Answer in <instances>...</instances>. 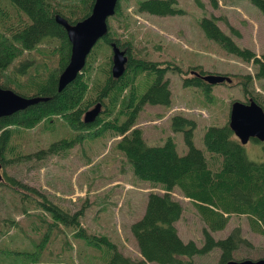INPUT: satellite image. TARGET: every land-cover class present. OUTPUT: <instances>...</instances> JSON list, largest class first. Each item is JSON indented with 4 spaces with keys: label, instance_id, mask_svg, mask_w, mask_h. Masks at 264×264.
<instances>
[{
    "label": "trees",
    "instance_id": "obj_1",
    "mask_svg": "<svg viewBox=\"0 0 264 264\" xmlns=\"http://www.w3.org/2000/svg\"><path fill=\"white\" fill-rule=\"evenodd\" d=\"M250 1L264 15V0ZM5 2L12 11L9 13L0 9V86L26 97L40 96L48 100L0 117L2 165L11 161L12 153L15 157L19 155L15 159L21 157L16 151L21 149L14 142L21 130L34 128L43 120L56 116L79 133L69 139L53 141L48 149H40L36 154L43 153L44 157L45 154H54V151L68 150L81 141L80 133H92L90 130L94 127L99 130L94 131L93 135L110 130L116 136H121L115 142V147L127 157L134 174L143 180L160 184L163 189L162 193H148L142 217L131 225V233L141 255L138 260L120 252L107 236L87 234L81 226L84 206L71 212L49 200L40 190L3 173L4 182L24 204L39 208L42 213L51 216L55 224L73 229L76 235L87 239L89 243L105 246L108 253L104 255L108 258L105 264H194V255L208 253L214 248L220 249L219 264H226L234 259L233 252L240 246H251L239 227L233 228L224 238L215 239L212 235L225 228L232 214L246 215L252 231L264 234V161L254 162L247 158L244 145L235 137L228 122L223 126H209L204 132L203 143L211 153L210 160L192 143L195 120L181 114L170 118V127L173 131L183 133L188 144L185 154L177 153L171 137L161 145H148L145 142L142 130L136 127V119L145 104H170L169 80L164 78L170 66L136 58L129 43L121 44L113 38L109 21L121 16L120 0L115 14L108 18L107 34L93 46L78 76L61 91L57 90V80L68 63L71 46L66 30L56 22L55 15L59 14L69 23H75L90 14L94 0H0L2 4ZM174 3L175 0H143L138 3L137 10L160 16L174 15L181 12ZM201 23L206 34L228 52L243 61L252 62L253 74L242 75L243 78L238 82L243 93H251L249 87L252 81L264 80V52L258 55L238 45L218 26L215 16L205 17ZM111 41L125 49L128 56L125 73L119 78H114L110 72L111 53L104 64H95L98 50H101L100 44L104 43L110 49ZM25 52H29V55L18 60ZM32 52L40 55L33 56ZM37 62L38 67L43 68L41 73L35 68ZM10 69L12 76L7 75ZM173 69L182 73L179 66ZM190 70L194 71L190 76L182 77L183 86L201 87L209 95L212 85L195 73L208 72L200 66L190 67ZM97 71L99 76L93 78ZM141 75L144 76L142 81L139 80ZM23 76H27L25 81H22ZM249 99H253L264 110V103L258 95ZM97 102L105 108L94 122L84 123V112ZM118 104L120 108L114 115ZM175 188L194 204L205 223L202 246L191 239L185 242L178 234L176 222L182 215L183 207L171 193Z\"/></svg>",
    "mask_w": 264,
    "mask_h": 264
},
{
    "label": "rangeland",
    "instance_id": "obj_2",
    "mask_svg": "<svg viewBox=\"0 0 264 264\" xmlns=\"http://www.w3.org/2000/svg\"><path fill=\"white\" fill-rule=\"evenodd\" d=\"M140 1L143 0H120L121 16L109 21L112 36L121 44L129 43L134 57L163 62V66L168 64L170 68L164 78L169 80L171 95L168 105L145 104L138 113L136 127L142 130L148 145H161L171 137L177 153L183 155L188 144L182 132L171 129L170 118L176 114L191 118L196 122L192 143L210 160L211 153L203 143L205 130L209 126L225 125L235 100L246 102L258 95L264 103V80H253L249 87L251 93H243L238 82L242 75L253 74L252 62L243 61L207 35L202 19L215 16L223 32L238 45L260 55L264 52V15L250 0H215L216 5L213 0H175L174 6L181 12L165 16L138 11ZM0 9L12 11L7 2L0 3ZM106 47L100 44L96 65L104 64L111 53V48ZM31 54L37 56L38 53ZM27 55L29 52L23 53L18 60ZM38 66L37 62L36 70L43 72ZM175 66H179L182 73L173 69ZM193 66H200L208 73H227L232 82L212 85L209 95L201 87H185L182 77L190 76ZM10 71L8 76H12ZM98 76V71L93 74V78ZM26 78L23 76L22 81ZM143 79L141 75L139 80ZM119 108L120 104L114 115ZM96 130L99 128H92V133H80L81 141L68 150L54 151V154L45 150L50 154L44 157L43 153H36L48 149L53 141L74 137L79 131H73L61 117L52 116L34 128L21 130L14 138L21 157L15 159L19 155L15 157L12 153L11 161L2 165L1 170L0 264H105L108 259L104 256L108 255L105 246L89 243L73 229L55 224L51 216L39 208L24 204L4 182L3 173L40 190L49 200L71 212L84 206L81 226L87 234L105 235L124 255L135 260L141 258L131 225L142 217L148 193H162L163 189L160 184L134 174L127 157L115 147L121 136L110 130L93 135ZM244 150L249 160L264 161V141L250 139ZM171 193L183 207L176 222L179 236L185 242L191 239L202 246L206 226L196 207L179 189ZM235 227L241 229L251 246H240L233 252V258L264 257V234L252 231L246 215L232 214L225 228L212 235L215 239L224 238ZM219 255L220 249L214 248L194 255L192 260L194 264H219Z\"/></svg>",
    "mask_w": 264,
    "mask_h": 264
},
{
    "label": "water",
    "instance_id": "obj_3",
    "mask_svg": "<svg viewBox=\"0 0 264 264\" xmlns=\"http://www.w3.org/2000/svg\"><path fill=\"white\" fill-rule=\"evenodd\" d=\"M118 2L119 0H94L90 14L75 23H69L59 14L55 15L56 22L66 30L71 46L68 63L58 76V91H61L78 76L85 66L87 56L93 46L107 34L108 18L115 14ZM110 47V72L114 78H119L125 73L128 56L126 50L121 49L115 41L110 42ZM196 76L210 85L232 82V78L225 74H199L196 72ZM46 100H48L47 97H26L10 88L0 86V117L12 115L28 106ZM101 111L102 104L95 103L92 108L84 112V123L94 122ZM228 125L242 145L252 138L264 141V110L253 99H249L247 102L235 100L231 103ZM1 170L2 164L0 163V180H2ZM226 264H264V257L230 259Z\"/></svg>",
    "mask_w": 264,
    "mask_h": 264
}]
</instances>
